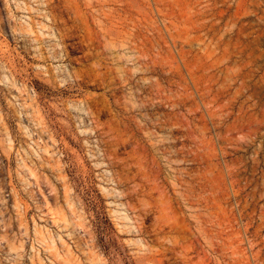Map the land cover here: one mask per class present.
Instances as JSON below:
<instances>
[{
  "label": "rangeland",
  "instance_id": "obj_1",
  "mask_svg": "<svg viewBox=\"0 0 264 264\" xmlns=\"http://www.w3.org/2000/svg\"><path fill=\"white\" fill-rule=\"evenodd\" d=\"M0 264H264V0H0Z\"/></svg>",
  "mask_w": 264,
  "mask_h": 264
}]
</instances>
